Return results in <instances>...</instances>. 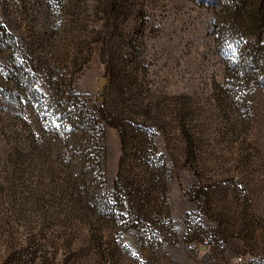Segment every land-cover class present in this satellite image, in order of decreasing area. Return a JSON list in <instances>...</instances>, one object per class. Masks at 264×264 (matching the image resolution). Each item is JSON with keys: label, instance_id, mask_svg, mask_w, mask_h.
Instances as JSON below:
<instances>
[{"label": "rangeland", "instance_id": "rangeland-1", "mask_svg": "<svg viewBox=\"0 0 264 264\" xmlns=\"http://www.w3.org/2000/svg\"><path fill=\"white\" fill-rule=\"evenodd\" d=\"M212 17L192 0H128L109 15L96 0H0V34L21 46L0 42V264H264V100L242 134L245 156L215 118L224 67ZM13 59L92 117L85 166L113 210L94 225L86 187L66 188L63 149L11 100ZM182 105L212 138L195 163L178 136ZM144 122L163 174L122 148V129Z\"/></svg>", "mask_w": 264, "mask_h": 264}, {"label": "trees", "instance_id": "trees-1", "mask_svg": "<svg viewBox=\"0 0 264 264\" xmlns=\"http://www.w3.org/2000/svg\"><path fill=\"white\" fill-rule=\"evenodd\" d=\"M106 15L120 13L122 4L128 0H96ZM196 5L212 12V34L217 52L221 58L224 75L223 80L214 84L212 95L213 105L217 108L223 123V136L226 139H239L242 154L245 151L246 133L255 121L257 100H264V0H192ZM10 40L0 34V42L7 43L12 51L19 50L16 40ZM15 58V57H13ZM10 75L7 82L11 90V100L21 102L33 108L40 128L57 140L68 164V183L66 188L81 190L84 194V212L90 215V224L97 222L98 214L110 216L113 212L107 201H101L93 189L95 174L89 172L85 164L89 156L87 139L94 135V122L89 112L74 102L56 93H44L34 86L30 78V69L22 61H11ZM104 102L102 101L101 104ZM178 112V136L182 142V153L191 163L199 161L212 144L208 127L200 123H192V110L182 105ZM148 125L144 122L129 131L124 128L120 132L122 148L127 145L144 162H152V170L163 174L166 170L165 155H157L149 151L153 147L152 136L148 133ZM160 127V132H165ZM218 134L221 130L215 129ZM222 133V132H221ZM32 150L41 153L38 144ZM154 162L159 165H154ZM80 163V171L73 169ZM82 165V166H81ZM74 173V174H73ZM89 174V175H88ZM74 175V178H71ZM96 184V183H95ZM71 185V186H69ZM71 187V188H70ZM91 188V189H90ZM166 188V187H165ZM89 189V191H88ZM81 192V191H80ZM103 203V204H100Z\"/></svg>", "mask_w": 264, "mask_h": 264}]
</instances>
